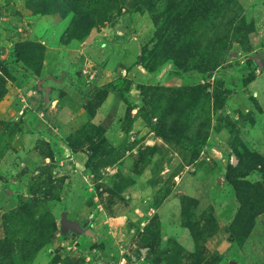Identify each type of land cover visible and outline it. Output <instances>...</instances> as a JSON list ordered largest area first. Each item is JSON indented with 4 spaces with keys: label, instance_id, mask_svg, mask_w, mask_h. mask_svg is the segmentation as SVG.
I'll list each match as a JSON object with an SVG mask.
<instances>
[{
    "label": "rangeland",
    "instance_id": "1",
    "mask_svg": "<svg viewBox=\"0 0 264 264\" xmlns=\"http://www.w3.org/2000/svg\"><path fill=\"white\" fill-rule=\"evenodd\" d=\"M82 1L0 0V264H264V0Z\"/></svg>",
    "mask_w": 264,
    "mask_h": 264
},
{
    "label": "trees",
    "instance_id": "2",
    "mask_svg": "<svg viewBox=\"0 0 264 264\" xmlns=\"http://www.w3.org/2000/svg\"><path fill=\"white\" fill-rule=\"evenodd\" d=\"M59 1H61L62 2V4H63V9H64V14L65 13H70V12H76L77 14L78 13H80V12H78L76 9H77V7L79 6L78 5V3L76 2V0H59ZM95 1H97V0H83L82 2H83V7H90L91 8V6H92V4H93V2H95ZM81 2V3H82ZM197 3H199L198 5H196V8H193V9H190V7L189 8H187L188 6L187 5H185V4H180V10H178V13H176L174 16H173V18H172V20L173 21H175V23H177V22H179V21H187L191 16H192V14L193 13H204L205 14V12H207V11H209L210 9H211V5H210V3L208 4V2L206 3V1L205 0H198V2ZM182 6V7H181ZM187 8V9H186ZM107 15H108V12L107 11H105L103 14H102V16H101V21H103V20H105V19H107ZM88 16L87 15H84V14H82V15H77V17L76 18H74L73 19V21H72V23H71V28H69V30H70V33L72 32L71 30H75V29H79L81 26H80V22H81V20L82 19H85V18H87ZM71 36L72 37H79V36H77V33H72L71 34ZM159 133V135H161V136H163L164 138H166V139H168L169 140V138L168 137H170V136H168V134H163V132H158ZM258 156V155H257ZM91 157V156H90ZM263 160V159H262ZM228 179L230 180V182L233 184V186H234V188H235V190H236V193H237V196H238V198H239V200H240V202L242 203V205H244L245 206V204L247 205V201H245V198H247V196H246V192H245V190H243V184L244 183H246V184H248V186H251V184H250V182L248 181V180H244V181H242V180H238V179H236V178H233L232 176H231V174L230 173H228ZM7 186V185H6ZM66 208L64 207V210H65ZM248 209V208H247ZM252 209H255V210H251V208H250V210L251 211H253V213H260L261 211H264V204H261L259 207H257V208H254V207H252ZM249 210V209H248Z\"/></svg>",
    "mask_w": 264,
    "mask_h": 264
},
{
    "label": "water",
    "instance_id": "3",
    "mask_svg": "<svg viewBox=\"0 0 264 264\" xmlns=\"http://www.w3.org/2000/svg\"><path fill=\"white\" fill-rule=\"evenodd\" d=\"M0 193L4 194L5 198L11 197L15 195V191L9 188L6 185H1ZM61 226L63 231H75V232H83V229L79 226L78 222L70 220L68 218V211H63L61 216Z\"/></svg>",
    "mask_w": 264,
    "mask_h": 264
},
{
    "label": "crops",
    "instance_id": "4",
    "mask_svg": "<svg viewBox=\"0 0 264 264\" xmlns=\"http://www.w3.org/2000/svg\"><path fill=\"white\" fill-rule=\"evenodd\" d=\"M62 78V77H61ZM60 77H54V76H52V78H48L46 81H45V83L46 84H49V86L50 85H52L53 83H56V82H58V83H60ZM60 84H62V83H60ZM54 85V84H53ZM40 90H42L43 89V86H42V84H41V82L39 83V87H38ZM45 88V87H44ZM52 90V87L50 86V87H48V88H45L44 89V91H45V93L47 94V95H49V93H50V91ZM86 154L85 153H82V152H76V153H74L73 154V158H76L77 160H78V165L79 166H82L84 163H85V160H86ZM79 161H80V163H79ZM9 187V186H8ZM9 188H11V187H9ZM12 189V188H11ZM0 190H1V186H0ZM3 194V193H2ZM0 195H1V193H0ZM11 197H13V196H11ZM5 198V197H4ZM8 198H10V197H8ZM64 211H67V210H64ZM68 218L70 219V217H69V215H68ZM71 220V219H70ZM73 221H75V220H73ZM77 222V221H76ZM62 227V226H61ZM63 231V230H62ZM69 231H71V230H69ZM64 233H65V231H63ZM66 232H68V231H66ZM72 232H75V231H72Z\"/></svg>",
    "mask_w": 264,
    "mask_h": 264
}]
</instances>
